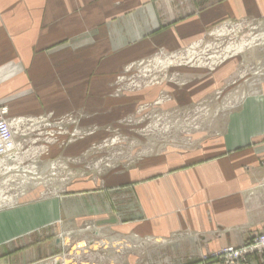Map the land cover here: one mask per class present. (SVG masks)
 Here are the masks:
<instances>
[{
  "label": "crops",
  "instance_id": "1",
  "mask_svg": "<svg viewBox=\"0 0 264 264\" xmlns=\"http://www.w3.org/2000/svg\"><path fill=\"white\" fill-rule=\"evenodd\" d=\"M244 20H264V0H0V118L6 109L24 133L27 123L44 135L49 124L59 126L50 153L77 158L95 143L90 129L106 134L140 103L167 94L190 104L222 85L216 74L185 70L183 89L158 85L115 97L129 65L181 52L219 24ZM75 130L87 137L68 146ZM204 136L78 180L48 202L1 211L0 264H45L61 245L52 236L70 231L77 240L87 229L90 240L117 245L108 264L111 255L119 264H220L212 254L264 233V81L218 133Z\"/></svg>",
  "mask_w": 264,
  "mask_h": 264
},
{
  "label": "rangeland",
  "instance_id": "2",
  "mask_svg": "<svg viewBox=\"0 0 264 264\" xmlns=\"http://www.w3.org/2000/svg\"><path fill=\"white\" fill-rule=\"evenodd\" d=\"M263 38L264 20L226 22L210 29L206 38L181 52H160L129 65L116 88L115 97L160 87L158 85L174 84L183 89L190 82L185 73L188 70L192 74H216L222 85L190 104H174V99L167 94L158 96L155 101L140 103L134 113L111 125L106 134L93 135L95 130L90 129V140L95 143L77 158L50 153V147L57 146L59 135L55 130L59 126H47L46 140L44 134H37L32 129L34 123L25 124V133L23 127H19L14 141L15 148L20 150L14 149L13 161H0V212L48 202L78 180L117 172L142 156L189 148L201 142L196 139L198 134L206 133L202 139L214 136L225 125L229 113L264 81ZM253 40L254 44L248 45ZM242 44L247 46L235 52ZM81 119L79 116L78 121ZM70 122L75 124L77 120L70 118L69 125ZM45 123H49L48 120ZM86 137L84 131L77 133L75 130L69 134L67 145ZM29 179L32 181L28 182ZM84 231L77 240L76 234L70 231L52 236V240H58L61 245L56 254L46 258L45 264H108L109 250L120 254L117 245L108 246V239L104 241L92 236L90 240L89 229ZM34 234L38 233L31 235ZM12 243L17 244L12 245L16 249L21 247L19 238ZM112 257L111 264L120 263L114 262ZM217 262L223 264L220 260Z\"/></svg>",
  "mask_w": 264,
  "mask_h": 264
},
{
  "label": "built area",
  "instance_id": "3",
  "mask_svg": "<svg viewBox=\"0 0 264 264\" xmlns=\"http://www.w3.org/2000/svg\"><path fill=\"white\" fill-rule=\"evenodd\" d=\"M0 118V161H13L14 140L18 136V129L22 121H10L5 118L7 110L3 109ZM251 256H258L264 259V233L253 236L250 241L241 247H228L211 255L212 259H217L223 264H249Z\"/></svg>",
  "mask_w": 264,
  "mask_h": 264
},
{
  "label": "bare ground",
  "instance_id": "4",
  "mask_svg": "<svg viewBox=\"0 0 264 264\" xmlns=\"http://www.w3.org/2000/svg\"><path fill=\"white\" fill-rule=\"evenodd\" d=\"M264 39V38H263ZM264 41V40H263ZM260 43V42H259ZM251 44H254V40L250 43V44H248V45H251ZM245 46H247V45H245V44H242L241 45V47H237V50L235 51V52H238V50H240V49H243ZM229 50V49H228ZM226 51V53H229V51ZM224 56V55H223ZM234 102H236V101H234ZM15 141H14V149H16L15 148ZM14 151V150H13ZM19 168V167H18ZM26 169V168H25ZM42 178V177H41ZM39 179V178H38ZM30 181H32L31 179H29V181L28 182H30ZM12 198V197H11ZM14 199V198H13ZM4 201V200H3ZM96 231V230H95ZM98 237V236H97ZM100 237V236H99ZM115 241V240H114ZM67 242V241H66ZM112 242V241H111ZM118 242V241H117ZM106 243H108V242H106ZM116 244V243H115ZM113 246V245H112ZM88 248V247H87ZM84 256V255H83Z\"/></svg>",
  "mask_w": 264,
  "mask_h": 264
}]
</instances>
